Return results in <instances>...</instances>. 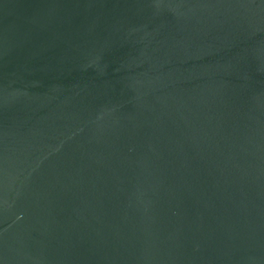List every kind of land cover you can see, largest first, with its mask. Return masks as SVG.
Here are the masks:
<instances>
[{
	"label": "water",
	"instance_id": "1",
	"mask_svg": "<svg viewBox=\"0 0 264 264\" xmlns=\"http://www.w3.org/2000/svg\"><path fill=\"white\" fill-rule=\"evenodd\" d=\"M0 264H264V0H0Z\"/></svg>",
	"mask_w": 264,
	"mask_h": 264
}]
</instances>
